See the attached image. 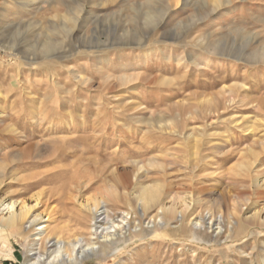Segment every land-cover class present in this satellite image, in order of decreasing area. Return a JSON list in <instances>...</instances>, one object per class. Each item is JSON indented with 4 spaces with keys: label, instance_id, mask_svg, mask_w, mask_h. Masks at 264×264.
I'll return each mask as SVG.
<instances>
[{
    "label": "rangeland",
    "instance_id": "374dc122",
    "mask_svg": "<svg viewBox=\"0 0 264 264\" xmlns=\"http://www.w3.org/2000/svg\"><path fill=\"white\" fill-rule=\"evenodd\" d=\"M0 119V201L38 202L52 239L155 186L237 223L205 243L166 218L81 264H264V227L234 215H264V0H0ZM26 255L0 237V264Z\"/></svg>",
    "mask_w": 264,
    "mask_h": 264
},
{
    "label": "bare ground",
    "instance_id": "6f19581e",
    "mask_svg": "<svg viewBox=\"0 0 264 264\" xmlns=\"http://www.w3.org/2000/svg\"><path fill=\"white\" fill-rule=\"evenodd\" d=\"M30 1L21 0L26 5H29ZM255 187L256 191H260L264 188V182L255 180ZM117 193V190L111 187L107 196L114 199ZM164 197L163 189L155 186L144 189L139 196L133 198L135 211L113 213L104 201L84 205L82 214L76 218V229L80 235L76 236L77 239H72L74 241L71 239L66 241L62 238L66 230L62 227L53 230L55 239L48 235L49 218H45L44 213H36L38 202L31 205L26 201L4 198L0 201V237H11L17 244L27 249L24 264H81L92 256L117 255L137 238L142 239L141 241L147 239L148 236L145 235L147 231L152 234L156 233L157 228L167 230L169 223L166 222V218H175L180 223V228L186 225L193 232L192 237H197L195 240L205 243H211L214 240L217 242V238L221 235L226 232L231 233L236 228L237 223L233 221L234 223L231 222L232 224L228 225L227 230L223 232L220 226L224 223L222 215L216 218L209 211L205 216L188 220L184 213L190 209V205L184 206L179 211L177 207L167 206L164 203ZM155 208L158 209L157 213L151 215L150 211ZM239 213L235 208L234 215L240 220L242 217L243 224L264 227L263 211L255 212L252 218L245 217L246 213L242 215ZM147 216L149 218H146Z\"/></svg>",
    "mask_w": 264,
    "mask_h": 264
}]
</instances>
